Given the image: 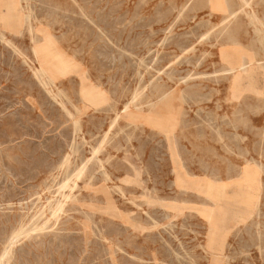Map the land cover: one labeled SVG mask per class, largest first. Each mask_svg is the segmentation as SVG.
Here are the masks:
<instances>
[{"label": "rangeland", "instance_id": "374dc122", "mask_svg": "<svg viewBox=\"0 0 264 264\" xmlns=\"http://www.w3.org/2000/svg\"><path fill=\"white\" fill-rule=\"evenodd\" d=\"M208 1L0 0V264H264V0Z\"/></svg>", "mask_w": 264, "mask_h": 264}, {"label": "bare ground", "instance_id": "6f19581e", "mask_svg": "<svg viewBox=\"0 0 264 264\" xmlns=\"http://www.w3.org/2000/svg\"><path fill=\"white\" fill-rule=\"evenodd\" d=\"M242 2H243V0H241ZM208 2H210L211 4H212V6L214 7V8H218V7H220V5H221V3H222V1L221 0H209ZM245 2H247V1H245ZM250 2V1H249ZM244 4H246V3H244ZM29 5V4H28ZM227 5V4H226ZM227 7V6H226ZM241 7V6H240ZM245 7V6H244ZM26 8V7H25ZM31 8V7H30ZM15 9V8H14ZM14 9H13V11H14ZM32 9V8H31ZM227 10V9H226ZM242 10V9H241ZM241 10H239V11H241ZM226 13H228V11L226 12ZM238 12L237 11H232L231 12V15H235V16H237L236 14H237ZM230 14V13H229ZM251 14H252V12H251ZM224 15V14H223ZM250 15V14H249ZM33 16V15H32ZM227 16V15H226ZM235 16H234V18H235ZM233 17V16H232ZM251 17H253V19H256V20H258L257 19V16L255 15V14H253V15H251ZM233 19V18H232ZM251 22V21H250ZM254 22V21H253ZM262 26H263V23L262 22H259ZM223 24H225V22L223 23ZM220 25V24H219ZM246 25V24H245ZM260 26V25H259ZM46 43V42H45ZM46 44H48V43H46ZM243 50V49H242ZM241 53H242V51H241ZM244 53V52H243ZM249 53V52H248ZM35 54V53H34ZM37 54V53H36ZM19 55V54H18ZM36 56V55H35ZM225 57H226V55L224 56V60H225ZM254 59V58H253ZM226 62V61H225ZM226 65H227V67H226V71L231 75V78L233 79V81H234V83H233V87H234V89L236 88V86H235V83L236 82H238V81H240V80H244V79H247V80H249V82L247 83V87H245L247 90H252L253 89V86H251L250 85V81L252 80V78L250 77L251 76V72H250V68H251V66H250V61L249 60H246L245 59V57H243L242 55H239V56H237L235 59H229L227 62H226ZM224 66V65H223ZM224 68V67H223ZM38 72V71H37ZM226 72V73H227ZM223 74V73H222ZM46 75V74H45ZM240 75H244V78H241L240 77ZM51 76V75H50ZM51 78V77H50ZM51 81V80H50ZM244 87V85L242 86V89H244L243 88ZM47 90H49V89H47ZM236 90V89H235ZM63 94V93H62ZM234 113H235V111H234ZM118 118V117H117ZM116 118V119H117ZM96 156V155H95ZM105 172V171H104ZM77 175V174H76ZM249 181V180H248ZM245 183H247V181L245 182ZM67 186V185H66ZM210 188V187H209ZM212 188V187H211ZM219 188V187H218ZM118 190V189H117ZM213 190V189H212ZM74 191H75V189H74ZM208 191V190H207ZM207 191H205V192H207ZM214 191V190H213ZM203 192V191H202ZM208 192H210V191H208ZM62 195V194H61ZM209 214V213H208ZM211 216V215H210ZM146 217V216H145ZM209 217V216H208ZM44 224V223H43ZM42 230V229H41ZM13 242V239H11L10 240V243H12ZM3 258V257H2Z\"/></svg>", "mask_w": 264, "mask_h": 264}]
</instances>
